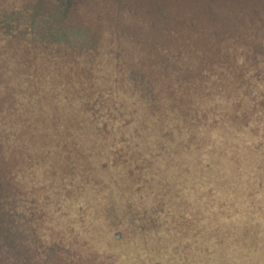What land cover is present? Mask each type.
<instances>
[{
    "label": "trees",
    "instance_id": "trees-1",
    "mask_svg": "<svg viewBox=\"0 0 264 264\" xmlns=\"http://www.w3.org/2000/svg\"><path fill=\"white\" fill-rule=\"evenodd\" d=\"M72 2L56 0L59 17ZM36 12L21 26L10 12L0 13V155L30 153L26 175L35 169L45 185L55 168L61 170L65 191L54 193L53 201L71 198L69 190L84 196V204L97 200V225L113 246L128 231L116 220L125 217L126 190L152 189V201L167 208L168 199L180 197L175 184L211 205L222 201L211 192L227 191L226 182L249 200L256 194L253 186L264 179L263 29L193 30L191 35L210 40L203 42H143L114 29H87L97 39L70 38L85 32L51 31ZM34 17L43 23H31ZM238 35L246 39H234ZM157 170L162 174L156 176ZM191 219L185 226L173 221L184 243L178 247L173 238V256L177 252L181 264H217L214 256L224 263L214 248L223 237L218 228L200 225L197 211ZM157 225L168 228L158 221L146 228L153 233ZM246 226L225 245L237 242L250 262V251L261 243L264 260V238L251 239ZM140 230L137 225L133 232ZM184 252L198 260L190 255L189 261Z\"/></svg>",
    "mask_w": 264,
    "mask_h": 264
},
{
    "label": "rangeland",
    "instance_id": "rangeland-1",
    "mask_svg": "<svg viewBox=\"0 0 264 264\" xmlns=\"http://www.w3.org/2000/svg\"><path fill=\"white\" fill-rule=\"evenodd\" d=\"M37 1L40 3L36 4ZM55 2L0 0V13L10 12L15 17L13 22L21 26L30 22L29 16L36 10L38 16L46 18L44 24H49L52 29L70 31L77 27L85 32V35L78 33L70 38L97 39L96 33H88L87 29L99 32L101 29H114L129 33V36L126 35L128 39L143 42H203L210 40L208 37L191 35L193 30L218 27L264 30V0H73L61 17ZM216 13H221V16ZM163 14L164 17L161 16ZM41 22L42 19L37 17L31 21ZM135 32L139 34H130ZM234 39L246 38L238 35ZM29 159L30 153L26 156L12 153L8 159L0 155V264H181L178 253L173 256L171 244L173 238L178 247H183L184 243L180 242L182 237L178 239L173 232V221L183 220L179 223L188 225L194 211L198 213L200 225H215L219 234L223 235L220 236L222 245L217 244L214 248L221 251L226 259L223 263V259L214 256L217 264H264L260 249V242L264 238V179L260 180V172L254 173L256 180L261 182L255 188L253 186L256 194L250 199L252 203L248 196L242 195L237 184L230 187L227 186L231 184L228 182L225 187L232 193L213 189V198L222 200L213 205L208 204L209 200L205 198L197 199L194 190L184 184H170L183 199H168V208L167 203L152 201L157 199L152 189L142 186L136 193L132 189L126 190L123 196L128 203L125 205V217L127 215L130 222L123 221L125 217L116 220L124 222L128 231L126 229L127 232L110 246L112 236L97 225L100 223L98 201L84 204L82 198L85 197L71 190L68 196L71 198L65 200L57 195L58 200L53 201L54 193L59 194L64 189L67 179L60 176L61 170L58 168H55L56 173L54 171L46 185L41 183L35 169H28L31 176H27ZM162 172L157 170L156 176ZM168 190L171 191L170 188ZM151 221H158L159 226L166 225L168 228L160 230L157 225L151 233L146 228ZM243 222L250 225L246 226L250 238L260 243L256 244L255 251H250L253 253L250 262L241 256L243 251L237 242L225 245L232 233L240 235ZM88 223L90 226H87ZM93 224L98 229L91 230ZM137 225L143 231L134 234L133 229ZM186 231L181 230L183 233ZM211 238L214 239V236ZM188 244L189 241H186ZM199 244L200 240L197 241ZM151 249L159 255H155ZM184 254L189 261L192 260L191 256L198 260L193 253Z\"/></svg>",
    "mask_w": 264,
    "mask_h": 264
},
{
    "label": "water",
    "instance_id": "water-1",
    "mask_svg": "<svg viewBox=\"0 0 264 264\" xmlns=\"http://www.w3.org/2000/svg\"><path fill=\"white\" fill-rule=\"evenodd\" d=\"M51 31H53V29L51 30ZM57 33H61V31H58V30H55Z\"/></svg>",
    "mask_w": 264,
    "mask_h": 264
}]
</instances>
